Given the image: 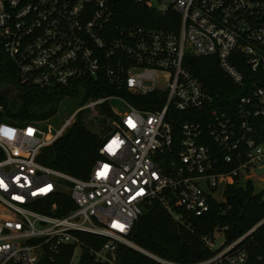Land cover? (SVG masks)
I'll return each instance as SVG.
<instances>
[{
    "label": "built area",
    "instance_id": "obj_1",
    "mask_svg": "<svg viewBox=\"0 0 264 264\" xmlns=\"http://www.w3.org/2000/svg\"><path fill=\"white\" fill-rule=\"evenodd\" d=\"M196 57L214 59L236 89L210 91L186 65ZM0 59L21 85L112 91L55 128L10 122L0 101V264H122L123 247L152 264H264V218L233 237L228 224L194 228L231 208L228 186L264 185V0H0ZM16 93L0 86L1 97ZM106 102L116 118L88 178L37 160ZM152 201L208 255L183 261L133 242Z\"/></svg>",
    "mask_w": 264,
    "mask_h": 264
},
{
    "label": "trees",
    "instance_id": "obj_2",
    "mask_svg": "<svg viewBox=\"0 0 264 264\" xmlns=\"http://www.w3.org/2000/svg\"><path fill=\"white\" fill-rule=\"evenodd\" d=\"M127 7L134 6L131 4L123 6L125 12L130 11ZM186 65L212 92H221L223 95L226 87L236 89V86L232 85L220 71L214 59L190 58L186 61ZM5 83H10L17 93L12 98L0 96V101L4 104L2 117L14 123L27 121L42 123L54 117L65 95L75 97L82 94L80 102L83 103L89 97L112 92L106 85H95L92 82L84 91L79 90L78 85L74 88L52 89L21 85L10 63L0 59V86ZM222 95L220 98L224 99ZM132 103L139 106L135 100ZM98 111L105 118H116L107 102L103 103ZM83 114H78L71 127L54 143L42 150L37 158L39 162L81 179L88 178L93 165L100 157L98 150L103 137L96 136L86 127ZM226 199L231 208L225 214L220 215L213 208L210 213L194 220V228L197 232H206L216 224H228L231 227L228 236L233 237L238 233L235 225L240 224L246 229L264 218V192L256 193L252 184L228 186ZM130 238L142 248L161 256H166L164 247H171L179 253L183 261H193L208 255L198 237L178 225L156 201L145 206L144 212L132 227ZM255 240L258 244L255 250L264 249V223L255 232ZM118 253L122 264H152L150 259L131 248H120ZM66 263V255L54 261L46 259L44 262V264Z\"/></svg>",
    "mask_w": 264,
    "mask_h": 264
},
{
    "label": "rangeland",
    "instance_id": "obj_3",
    "mask_svg": "<svg viewBox=\"0 0 264 264\" xmlns=\"http://www.w3.org/2000/svg\"><path fill=\"white\" fill-rule=\"evenodd\" d=\"M113 105L118 107V110H121L120 107L112 102ZM80 97H69L64 98L58 105V113L50 118L42 122L44 128L51 125V128L57 127L64 117H67L72 111L80 106ZM99 107H95L92 110H85L83 113V122L90 129L92 133L96 136H104L111 130V119L105 118V116L98 111ZM264 185H256L255 191H263ZM264 192V191H263Z\"/></svg>",
    "mask_w": 264,
    "mask_h": 264
},
{
    "label": "water",
    "instance_id": "obj_4",
    "mask_svg": "<svg viewBox=\"0 0 264 264\" xmlns=\"http://www.w3.org/2000/svg\"><path fill=\"white\" fill-rule=\"evenodd\" d=\"M236 226H237V229H238L239 231H241V226H240L239 224H237ZM164 251H165L169 256H171L172 258H174V259H177V258H178L179 253H178L175 249H173V248H171V247H164Z\"/></svg>",
    "mask_w": 264,
    "mask_h": 264
}]
</instances>
